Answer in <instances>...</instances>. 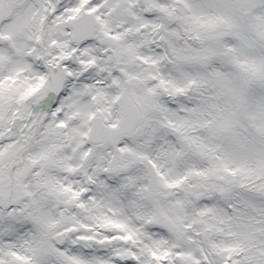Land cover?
Here are the masks:
<instances>
[{
  "label": "snow or ice",
  "instance_id": "snow-or-ice-1",
  "mask_svg": "<svg viewBox=\"0 0 264 264\" xmlns=\"http://www.w3.org/2000/svg\"><path fill=\"white\" fill-rule=\"evenodd\" d=\"M0 264H264V0H0Z\"/></svg>",
  "mask_w": 264,
  "mask_h": 264
}]
</instances>
